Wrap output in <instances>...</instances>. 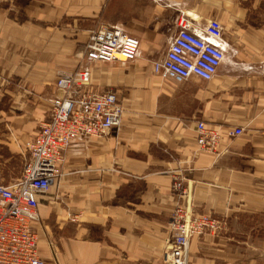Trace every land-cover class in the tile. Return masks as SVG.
<instances>
[{"label":"crops","instance_id":"1","mask_svg":"<svg viewBox=\"0 0 264 264\" xmlns=\"http://www.w3.org/2000/svg\"><path fill=\"white\" fill-rule=\"evenodd\" d=\"M210 19L206 39L223 60L212 79L176 81L153 72L179 30ZM139 41L128 62L85 59L98 26ZM197 33L198 30L194 29ZM200 33V32H199ZM88 69V90H113L123 107L117 129L77 137L59 177L38 196L32 228L42 259L58 264H164L177 204L224 217L218 234L192 237L187 264H264V0H0V171L16 179L60 93V73ZM242 132L199 150L196 123ZM179 174L185 196L172 193Z\"/></svg>","mask_w":264,"mask_h":264},{"label":"built area","instance_id":"2","mask_svg":"<svg viewBox=\"0 0 264 264\" xmlns=\"http://www.w3.org/2000/svg\"><path fill=\"white\" fill-rule=\"evenodd\" d=\"M179 30L173 36L161 60L152 64L153 72L176 81L192 76L208 81L223 60V51L206 38L221 36V24L210 19L204 27L191 26L182 15ZM194 29L198 30L197 33ZM138 39L116 27L98 26L90 30L85 42V59L89 62H128L137 57ZM90 72L75 69L60 73L56 80L59 95L52 99L46 120L40 124L27 145L28 158L20 175L5 182L0 171V264H58L42 259L32 221L37 217L38 196L48 191L59 177L62 154L77 137H100L117 129L123 107L115 91L88 90ZM242 128L217 129L204 121L196 123L199 150L216 152L222 135L234 138ZM170 188L176 196H185L183 178L174 174ZM226 226L224 217L191 214L177 204L170 217L171 238L162 253L164 264H187L188 245L192 237L218 234Z\"/></svg>","mask_w":264,"mask_h":264}]
</instances>
